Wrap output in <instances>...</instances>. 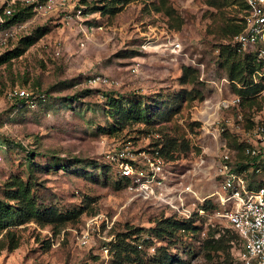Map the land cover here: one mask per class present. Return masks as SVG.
I'll use <instances>...</instances> for the list:
<instances>
[{
  "label": "rangeland",
  "instance_id": "1",
  "mask_svg": "<svg viewBox=\"0 0 264 264\" xmlns=\"http://www.w3.org/2000/svg\"><path fill=\"white\" fill-rule=\"evenodd\" d=\"M87 3L54 0L51 11L28 16L13 45L35 28L45 32L0 64V199L7 200L13 179L30 180L38 202L63 215L0 231V264H167L157 260L164 251L168 264H237L238 240L216 204L199 210L205 200L193 198L189 224L155 234L161 219L179 214L119 186L112 156L122 149L151 156L164 145L173 155H162L168 190L190 184L200 197L214 191L218 139L246 144V131L264 124V88L260 108L244 99L239 110L217 108L223 96L239 94L233 85L241 86L220 46L232 45L230 35L214 31L220 21H239V0L218 7L208 0H128L112 10ZM185 66L193 71L182 82ZM261 68L253 82H264ZM97 74L109 83L91 82ZM33 84L45 98L13 110L9 89ZM111 97H121L123 107L139 101L147 119L121 118L108 105ZM243 171L261 179L250 166Z\"/></svg>",
  "mask_w": 264,
  "mask_h": 264
},
{
  "label": "built area",
  "instance_id": "2",
  "mask_svg": "<svg viewBox=\"0 0 264 264\" xmlns=\"http://www.w3.org/2000/svg\"><path fill=\"white\" fill-rule=\"evenodd\" d=\"M244 2L242 28L233 34L230 41L239 51L255 53L262 62L261 74L264 75V0ZM53 6L54 0H0V54L12 47L11 41L26 27L27 18L11 20L16 12L29 7L31 14L36 16L51 11ZM78 12H81V8ZM90 81L107 84L110 80L106 75L97 74L92 76ZM43 96L44 94L40 95L41 98ZM9 97L24 99V104L28 107H34L38 100L31 97L30 90L25 86L18 85L9 89ZM240 105L241 96L232 93L219 99L217 108L239 110ZM238 116L242 117L240 112ZM221 128L218 125L214 128L218 135ZM213 134L216 136L215 132ZM246 134L249 141L244 146V153L251 157V170L261 175V184L255 185L256 182L249 178L243 169H237V164L232 158L233 149L227 145L225 138H219V155L215 167L216 188L202 197L197 195L190 184L174 191L166 188L165 161L159 149L151 156L145 153L134 155L122 149L112 158L120 176L126 179L125 184L129 191L146 199L163 202L174 211L173 213L177 212L178 217H188L191 214L193 207L190 206H194V199L201 202L207 198L215 200L218 205L216 215L225 219L229 227L238 234L235 255L237 264H264V124L257 123L247 130ZM1 159L0 155V161ZM188 195L190 203L186 202ZM199 210H203V207Z\"/></svg>",
  "mask_w": 264,
  "mask_h": 264
},
{
  "label": "trees",
  "instance_id": "3",
  "mask_svg": "<svg viewBox=\"0 0 264 264\" xmlns=\"http://www.w3.org/2000/svg\"><path fill=\"white\" fill-rule=\"evenodd\" d=\"M85 4L87 3V0H81ZM128 0H91L88 1L92 4H89V9H107L109 8L112 10V8L116 7V4H123L127 2ZM210 4H213L215 6L223 5V2H228V0H208ZM234 0H231V2ZM239 3L241 5L242 12L245 8V2L244 0H239ZM31 15V11L29 10V7L22 8L19 12H16L15 15L11 17V20L17 19V20H23ZM42 28V27H41ZM35 28L31 33L22 35L17 44H14L11 48L6 49L3 51V53L0 54V64L10 61L12 58H16L24 53V51L33 43L36 42V40L45 32V29ZM242 28L241 18L237 23L233 24H226L223 25V22L220 21L217 23V26L215 27L214 31L220 36L224 35H230V39L239 30ZM221 50H223L226 53L225 62L228 66L229 76L231 79H236L237 81L241 82L240 87H236L233 85V88L235 91H237L241 96V104L242 100L243 103L246 102L248 106L255 105L256 108L261 107V101L257 99V95L259 94V90L264 88V82L261 81L253 82V72L257 68H261L262 62L257 58L255 53L253 52H243V54H240L237 50V47L234 45L224 44L220 45ZM193 71L191 67L185 66L182 69V73L180 75V80L182 82H186L189 80L188 73ZM195 72V70H194ZM198 81L197 76L194 74V83ZM36 86V87H35ZM31 92V97L34 99H40L43 100L45 98L46 92H44L42 89H39L37 85H29L28 86ZM43 91L44 97L41 98L40 94ZM194 95H198V92H195ZM107 98L109 96L107 95ZM112 98V97H111ZM112 102H109L108 105L110 108L114 110V108L120 113L121 118H134V119H147V115L149 114L146 106L141 105L139 101L129 103L127 107H123L122 104L119 102L121 100V97H115L111 99ZM24 99L15 97L12 101V109L13 110H23L26 107V104H24ZM20 104H24V106L19 107ZM28 107V106H27ZM248 127L251 126L253 123L252 120L247 119ZM256 123V122H255ZM227 145L233 149L232 158L233 161L237 164V169L241 170L244 167H249L251 165V157L250 155L244 153V146L245 143H242L241 141H237V139L231 138L229 141H227ZM183 147L182 149H184ZM159 152L161 155H163L166 159L172 158L173 155L169 154V150L164 147V145L159 146ZM117 183L119 186L125 185V178L124 177H115ZM261 184V181L258 183H255V185ZM32 183L30 180L24 181L22 178H15L11 181V183L7 184V189L5 191L6 199H0V231L5 229L8 226L11 225H17L24 222H27L29 220H33L38 223H53L57 222L60 219H62V213L58 210V208L54 206H43L41 205L37 198L35 197L34 193L31 191ZM209 201L208 199H205L203 203L201 204L203 208L208 207H214L217 205V203L213 201ZM213 202V203H212ZM216 204V205H215ZM218 206V205H217ZM170 215L169 217H166L165 219H161L158 222V225L154 227V233L160 234L163 231L168 230V227L171 228H181L185 227V224H189V219L182 217L179 218L178 216ZM232 230H234L232 228ZM8 231V230H6ZM235 237L238 240V234L234 230ZM16 244L8 245L7 247L9 249L14 248ZM171 259V256L167 252H163L158 257L159 262L167 263ZM183 261H178L176 264H183Z\"/></svg>",
  "mask_w": 264,
  "mask_h": 264
}]
</instances>
